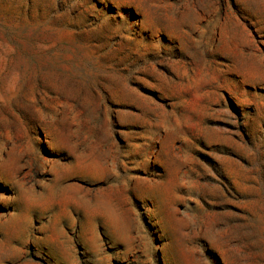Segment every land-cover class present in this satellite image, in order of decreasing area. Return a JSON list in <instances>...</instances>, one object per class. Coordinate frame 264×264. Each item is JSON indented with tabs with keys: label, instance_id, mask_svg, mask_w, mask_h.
I'll use <instances>...</instances> for the list:
<instances>
[{
	"label": "rangeland",
	"instance_id": "rangeland-1",
	"mask_svg": "<svg viewBox=\"0 0 264 264\" xmlns=\"http://www.w3.org/2000/svg\"><path fill=\"white\" fill-rule=\"evenodd\" d=\"M0 264H264V0H0Z\"/></svg>",
	"mask_w": 264,
	"mask_h": 264
}]
</instances>
